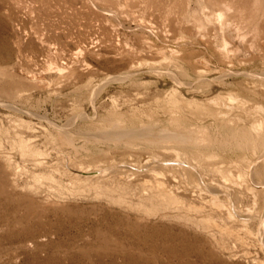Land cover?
Returning a JSON list of instances; mask_svg holds the SVG:
<instances>
[{"label": "rangeland", "instance_id": "1", "mask_svg": "<svg viewBox=\"0 0 264 264\" xmlns=\"http://www.w3.org/2000/svg\"><path fill=\"white\" fill-rule=\"evenodd\" d=\"M0 264H264V0H0Z\"/></svg>", "mask_w": 264, "mask_h": 264}, {"label": "bare ground", "instance_id": "2", "mask_svg": "<svg viewBox=\"0 0 264 264\" xmlns=\"http://www.w3.org/2000/svg\"><path fill=\"white\" fill-rule=\"evenodd\" d=\"M116 130V129H115ZM151 130H150V128L149 127H146L145 129H142L140 132H141V135H146L147 133H149ZM121 132V133H120ZM124 132H126V133H124ZM158 132H160V135L163 137V138H166L165 137V135H167V138H168V136H171V135H173V133H170V132H167V131H165V130H161V131H158ZM110 134V133H109ZM135 133H134V131H132V130H128V131H119V136H121V135H134ZM139 134V133H138ZM176 134V133H175ZM178 134H180V133H178ZM110 135H112V134H110ZM182 135H184V133L182 134ZM109 136V135H108ZM174 136V135H173ZM185 136V138H187L186 140L187 141H192V142H194V143H197V142H200L201 141V138H199L197 135H195V134H192V133H187L186 135H184ZM114 137V136H113ZM181 138H183V137H181Z\"/></svg>", "mask_w": 264, "mask_h": 264}]
</instances>
